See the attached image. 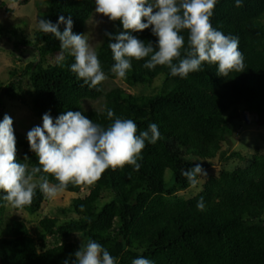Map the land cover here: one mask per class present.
Segmentation results:
<instances>
[{
	"label": "trees",
	"instance_id": "1",
	"mask_svg": "<svg viewBox=\"0 0 264 264\" xmlns=\"http://www.w3.org/2000/svg\"><path fill=\"white\" fill-rule=\"evenodd\" d=\"M42 3L47 10L40 19L57 23L60 16L71 17L75 34L84 35L96 13L95 0ZM5 6L0 1V9ZM211 23L225 35L239 39L244 72L232 71L225 78L217 75V64L203 62L199 71L181 78L173 77L167 66L143 67L147 58L133 59L123 82L131 89L139 85L151 87L159 80L160 88L153 95L132 93L120 86L106 90L103 82L97 86L99 91L90 88L71 71L74 57L65 53L63 62H57L61 41L54 34L38 30L33 40L22 35L17 41L18 29L6 31L0 27V35H10L2 37V41L0 36V44L15 54L21 53L22 48H31L36 56L23 70L10 72L12 78L3 89L4 97L24 104L29 98V105L40 120L45 113L55 119L72 110L107 127L112 121L106 112L111 109L113 120L132 119L137 134L150 123L157 124L161 134L155 144L145 142L142 159L138 160L139 171L125 165L105 170L91 185L70 183L64 192L79 193L88 188L89 194L73 199L61 210L66 216L63 222L44 217L38 224V240L21 220L3 225L7 208L0 199V264H63L66 259H75L73 254L82 240L88 239L107 249L115 264H132L138 257L154 264H264V163L224 169L218 176H210L194 197L185 199L178 195L191 188L181 170L196 164L203 169L212 165L222 145L231 144L237 132L236 120L248 118L247 115L259 121L264 118V0H242L241 7L235 6V0H217ZM64 28L60 24V30ZM106 31L116 34L124 30L119 21L113 22L96 49L107 79L115 80L117 77L110 71L114 60ZM131 34L153 45L158 39L151 28ZM181 35L186 45L188 30ZM173 62L178 63V59ZM26 78L31 84L29 91L24 90ZM101 99L102 110L85 109L87 101ZM242 106L246 111L241 114ZM16 140L17 160L25 162L27 156L29 170L39 166L27 136ZM167 171L172 173L170 182L166 180ZM42 174L56 182L42 172L37 178ZM3 195L0 191V197ZM201 197L204 211L196 207ZM46 200L37 187L32 203L16 209L36 215ZM50 237L54 243L47 245Z\"/></svg>",
	"mask_w": 264,
	"mask_h": 264
},
{
	"label": "clouds",
	"instance_id": "2",
	"mask_svg": "<svg viewBox=\"0 0 264 264\" xmlns=\"http://www.w3.org/2000/svg\"><path fill=\"white\" fill-rule=\"evenodd\" d=\"M217 0H95V12L110 21H119L124 31L116 34L105 32L109 37L108 47L112 52L114 64L110 71L117 78H125L132 68V60H145L143 67L155 69L167 66L173 77L187 78L199 71L203 62L217 64V75L227 77L230 72H244L243 53L239 50V39L225 35L211 23ZM241 7L242 0H235ZM146 19V23L144 20ZM60 24H64L63 31ZM151 28L157 42H144L132 35ZM73 20L64 16L57 23L39 19L38 30L54 34L61 41V52L56 55L57 62H63L65 53L74 57L70 69L90 88L97 87L107 79L101 68L98 54L86 35L73 32ZM188 30L187 44L181 35ZM115 42H111V41ZM183 50V58L181 51ZM178 59V63L174 60ZM83 86V85H82ZM108 120L103 127L87 118L80 111L68 110L53 119L50 113L42 117V126H34L27 133L30 150L38 158L39 166L32 167L17 160V140L12 118L5 114L0 121V199L3 206L22 208L30 205L35 189L38 187L47 199H55L71 183L74 186L91 185L105 170L123 168L131 165L139 171L141 153L145 142L155 144L160 132L155 123L137 134L136 123L132 119L115 118L108 109ZM51 175L55 183L50 182ZM189 186L196 188L197 177L206 178L208 173L200 164L180 173ZM199 211L205 210L203 197L197 202ZM79 236V235H78ZM75 259H66L63 264H115L114 257L100 243L88 239L73 254ZM132 264H154L144 257L132 260Z\"/></svg>",
	"mask_w": 264,
	"mask_h": 264
},
{
	"label": "rangeland",
	"instance_id": "3",
	"mask_svg": "<svg viewBox=\"0 0 264 264\" xmlns=\"http://www.w3.org/2000/svg\"><path fill=\"white\" fill-rule=\"evenodd\" d=\"M0 1L6 4L5 8L0 9V27H3L6 31L9 29H18L17 41L21 40L22 35L29 40H33L35 33L38 31L40 14L47 10L42 0ZM112 26L113 21L98 13H95L94 17L89 21L84 35H86L87 40L95 51L103 40L104 31ZM0 36L2 41V37L4 38L10 35L4 32ZM21 51V53L15 54L5 45L0 44V121L3 120L5 114L9 115L13 120V129L16 137L27 136L28 131L34 126H42L43 122L34 115L31 105H29V98H27L24 104L20 101L9 100L3 95V89L9 84L12 78L10 72L12 70H23L36 59L35 52L31 48H22ZM103 83L106 90L120 86L129 89L132 93L153 95L158 92L161 82L158 80L151 87L139 85L131 89L120 78H116L115 80L106 79ZM24 90H31V84L28 78L24 79ZM84 107L86 110H102L104 108V100L101 99L96 102L87 101ZM245 111L246 107L242 106L240 109L241 114ZM247 117L236 120L235 126L237 127V132L231 144H223L221 153L212 161V165L205 168L208 173L207 177H200L196 188L191 187L186 191H180L178 193L179 196L185 199L194 197L201 191L210 176H218L224 169L244 168L252 162L264 163V118L262 121H259L254 117L248 115ZM235 153L241 155L234 156ZM171 178L172 173L167 171V182H170ZM82 190L79 193H67L63 191L55 199H47L43 210L36 215H30L23 209H16L9 205L6 207V216L3 225L10 223L12 220H21L27 224L38 240L40 238L39 222L46 216L58 218L61 222L66 220V216L61 213V210L68 207L73 199L78 197L83 198L84 195L89 194L88 188H83ZM78 240L80 241L79 238ZM53 243L54 239L52 237L46 240L47 245H52Z\"/></svg>",
	"mask_w": 264,
	"mask_h": 264
}]
</instances>
